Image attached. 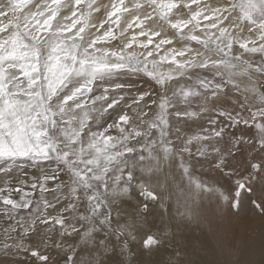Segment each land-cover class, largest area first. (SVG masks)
<instances>
[{"label":"rangeland","instance_id":"obj_1","mask_svg":"<svg viewBox=\"0 0 264 264\" xmlns=\"http://www.w3.org/2000/svg\"><path fill=\"white\" fill-rule=\"evenodd\" d=\"M9 34L0 48L12 47L11 58L36 43L41 64L52 55L74 67L64 91L81 89L79 107L66 127L94 161L84 169L94 196L90 215L80 204L81 231L43 224L52 208L34 222L25 214L27 235L5 233L11 221L0 217V246L27 249H10L11 264H54L88 245L89 264H227L231 249L233 264H264V213L252 204L264 207V0H0V38ZM167 178L179 186L169 192ZM50 249L51 261L28 255L51 258Z\"/></svg>","mask_w":264,"mask_h":264},{"label":"snow or ice","instance_id":"obj_2","mask_svg":"<svg viewBox=\"0 0 264 264\" xmlns=\"http://www.w3.org/2000/svg\"><path fill=\"white\" fill-rule=\"evenodd\" d=\"M5 39L10 44L11 34L0 38V43ZM12 50V47L0 48V217L11 221L4 232L27 235L25 214L34 222L36 214L46 215L47 209L52 208L54 214L42 222L51 223L55 219L61 234L71 235L72 230L80 231L76 221L83 224L92 213L94 196L85 182L90 177L84 171L94 161L83 159L82 149L76 147V131L66 127L72 123L71 108L79 107L73 102L81 89L64 91L67 77L75 69L63 61L57 64L52 55L41 64L36 43L22 44L15 58L10 57ZM52 50L64 52L65 47L52 46ZM69 56L70 53L64 59ZM119 120L123 121L124 117ZM111 127L109 123L107 129ZM29 169L33 170L31 174ZM245 187L240 185L234 191L235 216L239 215V197ZM251 192L247 188L245 193ZM82 201L88 215L80 211ZM252 204L264 213V207L257 201L253 200ZM65 228L69 231L64 232ZM152 239L145 240V248ZM10 249L27 252V249H14L12 244L0 246V256L4 257L0 264H11ZM28 255L41 262L49 259L36 250ZM75 260L76 255L70 253L56 264H71Z\"/></svg>","mask_w":264,"mask_h":264},{"label":"bare ground","instance_id":"obj_3","mask_svg":"<svg viewBox=\"0 0 264 264\" xmlns=\"http://www.w3.org/2000/svg\"><path fill=\"white\" fill-rule=\"evenodd\" d=\"M161 1V0H160ZM102 2V1H101ZM100 3V2H99ZM97 5V4H96ZM85 6V5H84ZM70 7V6H69ZM98 7V6H97ZM66 11V10H65ZM95 11V10H94ZM85 14V13H84ZM176 15V14H175ZM238 22V21H237ZM95 23H97V22H95ZM234 29V28H233ZM232 29V30H233ZM94 34V33H93ZM92 35V34H91ZM38 38V37H37ZM100 52V51H99ZM108 52V51H107ZM43 53H44V51H43ZM173 54V53H172ZM172 57V56H171ZM130 80V79H129ZM149 93V92H148ZM98 99V98H97ZM100 103V102H99ZM193 103V102H192ZM201 106V105H200ZM142 110V109H141ZM146 111V110H145ZM151 113V112H150ZM215 113V112H214ZM127 114H129V113H127ZM119 118H120V116H119ZM151 119V118H150ZM125 120H127V117H126V119ZM94 121V120H93ZM95 122V121H94ZM114 122V121H113ZM204 122V121H203ZM78 123V122H77ZM120 123V122H119ZM119 123L117 124L116 122H115V126H114V128H117V126L119 125ZM149 123V122H148ZM94 125V124H93ZM195 125V124H194ZM193 125V126H194ZM198 125V124H197ZM199 125H200V123H199ZM120 126V125H119ZM118 126V127H119ZM150 126V125H149ZM133 127V126H132ZM195 128V127H194ZM150 129V128H149ZM149 129H148V131H149ZM194 130V129H193ZM142 131V130H141ZM93 132V131H92ZM136 132V131H135ZM139 132V131H138ZM143 132V131H142ZM141 134V133H140ZM88 135H89V133H88ZM143 137H146L145 135L143 136ZM79 139V138H78ZM87 139V138H86ZM91 139V138H90ZM143 139V138H142ZM94 140V139H93ZM97 140V139H96ZM144 140H145V138H144ZM143 140V141H144ZM91 141V140H90ZM123 141V140H122ZM100 143V142H99ZM101 145V144H100ZM99 145V147H101ZM85 146V145H84ZM79 147H80V143H79ZM141 147V146H140ZM164 148V147H163ZM79 149H82V154L84 153L83 152V149H84V147L82 148V147H80ZM90 148L87 146V148H86V151L87 150H89ZM99 149V148H98ZM101 149V148H100ZM85 151V152H86ZM158 151V150H157ZM156 151V152H157ZM89 152V151H88ZM93 153H95V151L93 152ZM100 153V152H99ZM91 154H92V152H91ZM84 155H85V153H84ZM88 155V154H87ZM145 155V154H144ZM158 155H161L160 153L158 154ZM164 155V154H163ZM162 155V156H163ZM109 156V155H108ZM126 156V155H125ZM152 155H150V157H151ZM154 156V155H153ZM120 158V157H119ZM147 158H149L148 156H147ZM154 158V157H153ZM159 158V157H158ZM160 158H161V156H160ZM163 158V157H162ZM168 158V157H167ZM94 159H96V158H94ZM121 159V158H120ZM149 159H151V158H149ZM168 159H170V158H168ZM162 160V159H161ZM166 160V159H165ZM146 161V160H145ZM96 162V161H95ZM117 162V161H116ZM149 162H152V161H149ZM155 162H156V160H155ZM154 162V163H155ZM164 162V161H163ZM229 162V161H228ZM160 164V163H159ZM142 165V164H141ZM156 166V165H155ZM156 167H158V166H156ZM161 168V167H160ZM139 168H137V165H136V163H135V161L134 162H132V164H131V166H130V171L131 170H133V171H137ZM143 169V168H142ZM157 169V168H156ZM162 170V169H161ZM160 170V171H161ZM155 171V170H154ZM164 171H165V169H164ZM163 171V172H164ZM129 172V171H128ZM162 172V171H161ZM180 173V172H179ZM117 174V173H116ZM137 174H138V172H137ZM208 174V173H207ZM124 175V178L123 179H121L120 180V184H118L117 183V187H119V186H124L125 185V179H126V177H125V173L123 174ZM132 175H133V173H132ZM114 176V175H113ZM140 176V175H139ZM143 176V175H142ZM145 176V175H144ZM115 177H116V175H115ZM122 177V176H121ZM143 178V177H142ZM116 179V178H115ZM136 179V178H135ZM139 179V178H138ZM140 179H141V177H140ZM134 180V179H133ZM111 181V180H110ZM144 182V181H143ZM139 184V183H138ZM141 186V185H140ZM139 185L136 187V189H135V191H139L140 189H138V187H140ZM165 186L167 187V186H170V187H168V188H166V189H168L169 190V192L170 191H173V189L171 188V187H173V188H177L179 185H178V183H176V182H174L173 181V184L171 185V182L169 181V178H167V180H166V184H165ZM164 186V187H165ZM129 187V186H128ZM181 187V186H180ZM115 188V187H114ZM124 188H127V187H124ZM123 188V189H124ZM149 188H151V187H147V189H149ZM117 189V188H116ZM134 190V189H133ZM153 190V189H152ZM127 191V190H126ZM154 191V190H153ZM159 191H161V190H159ZM124 192V191H123ZM128 192V191H127ZM132 192V191H131ZM176 193H177V191H175ZM128 193H130V192H128ZM132 194H134V193H132ZM149 194V193H148ZM158 194V193H157ZM168 194V193H167ZM166 196V195H165ZM168 196H169V194H168ZM128 198V197H127ZM140 198H141V195H140ZM169 198V197H168ZM173 198H174V196L172 197V200H173ZM170 199H171V197H170ZM146 201V200H145ZM172 202V201H171ZM114 204V203H113ZM120 204V203H119ZM119 204H117V206L119 205ZM149 205V204H148ZM125 207V206H124ZM118 209H120V208H118ZM123 210H125V209H123ZM126 210H128V209H126ZM125 210V211H126ZM116 211H117V209H116ZM117 212H119V210L117 211ZM116 212V213H117ZM128 212H130L129 210H128ZM115 213V214H116ZM120 213V212H119ZM123 213V212H122ZM125 213H127V211L125 212ZM124 213V214H125ZM124 214L122 215L121 213H120V215L121 216H123L124 217ZM128 214H130V213H128ZM128 214H125L126 216H128ZM117 215V214H116ZM116 215H115V217H116ZM118 217H116L117 219H119V214L117 215ZM94 218V217H93ZM125 218V217H124ZM127 218V220H128V222L130 221V218L129 217H126ZM28 222V221H27ZM79 222V221H78ZM76 223H77V221H76ZM133 223V222H132ZM232 223V222H231ZM44 224V223H43ZM237 224V223H236ZM235 224V226H237ZM140 227H142V225H140ZM50 228V227H49ZM135 229L136 228H138V227H134ZM52 229V228H51ZM81 229H82V227H81ZM86 230H88L87 228H85V227H83V232L85 233L86 232ZM95 230V229H94ZM81 231V230H80ZM127 231H129V230H127ZM140 231L142 232V234L140 235V233L139 232H137L136 230H132V231H130L131 233V237L132 236H135L136 237V239H138V240H140L141 238H142V236H143V233H146L147 232V230H145L144 231V229H140ZM96 232H97V230H96ZM29 233V232H28ZM90 233V232H89ZM30 234V233H29ZM33 234V233H32ZM32 234L30 235V236H32ZM200 234V233H199ZM34 235V234H33ZM55 235V234H54ZM98 236V235H97ZM34 237V236H33ZM58 237V236H57ZM92 238H95V237H92ZM91 238V239H92ZM133 238V237H132ZM31 239V238H30ZM35 239H36V237H35ZM39 239V238H38ZM52 239V238H51ZM89 239V238H88ZM99 239H101V240H105L104 239V236H103V234L102 233H100V238ZM99 239H98V242H99ZM34 241V238L33 239H31V241ZM58 240V239H57ZM94 240H96V239H94ZM133 240V239H132ZM26 241V240H25ZM33 241H32V243H33ZM38 241H40V239L38 240ZM106 241V240H105ZM34 242H36V241H34ZM37 244V243H36ZM91 244H93V243H91ZM95 244V243H94ZM93 244V245H94ZM31 245V244H30ZM35 245V244H34ZM39 245V243L37 244V246ZM46 245V244H45ZM57 245V244H56ZM61 245H62V247H63V244H60V247H61ZM96 245V244H95ZM58 246H59V244H58ZM57 246V247H58ZM82 246V245H81ZM97 246V245H96ZM83 247V246H82ZM52 248V247H51ZM140 248V247H139ZM218 248L220 249L221 248V246L219 247L218 246ZM19 249V248H18ZM17 249V250H18ZM32 249V248H31ZM59 249V248H58ZM94 249V247L93 246H89L88 245V247L86 248V250L84 249L83 250V248H81V249H79V252H77V253H79L78 255H77V253L75 254L77 257L79 256V262L76 260V262H78L77 264H80L81 263V261L82 262H84V261H86V264H89V261H88V257L86 258V254L84 255L83 254V251H87V252H91L92 250ZM43 250V249H42ZM46 250V249H45ZM54 250H55V248H54ZM62 250H64V249H62ZM223 250H225L224 248H222V249H220V251H223ZM233 250L234 249H231V252H230V254H229V256L227 257V264H233V262H232V259L233 258H237L238 256H236V254L233 252ZM101 251V250H100ZM39 252H40V250H39ZM45 252V251H44ZM44 252H43V255H44ZM50 252L52 253H50L51 254V258H49L48 260H54L53 258L54 257H56V256H54V254L55 253H53V251H52V249H50ZM59 252H61V251H59ZM58 252V253H59ZM87 252H85V253H87ZM96 252H98V251H96ZM204 252V251H203ZM224 252V251H223ZM47 253L49 254V252L47 251ZM62 253V252H61ZM69 253V252H68ZM75 253V252H74ZM24 254V253H23ZM42 254V253H41ZM89 254V253H88ZM200 254V253H199ZM228 254V253H227ZM205 255V254H204ZM62 256V255H61ZM60 257V256H59ZM58 256H57V258L56 259H61V258H59ZM95 257V256H94ZM19 258H20V256H19ZM22 258V257H21ZM23 259V258H22ZM55 259V260H56ZM157 259V258H156ZM27 260V259H26ZM160 260V259H159ZM58 261V260H57ZM56 261V262H57ZM191 261V260H190ZM38 262V261H37ZM56 262L54 263V264H56ZM39 263H40V261H39ZM74 264H75V262H73ZM92 262H90V264H91ZM46 264H51L50 262H46ZM95 264V263H94ZM235 264V263H234Z\"/></svg>","mask_w":264,"mask_h":264}]
</instances>
